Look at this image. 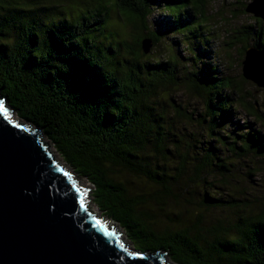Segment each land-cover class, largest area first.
<instances>
[{
  "label": "trees",
  "instance_id": "obj_1",
  "mask_svg": "<svg viewBox=\"0 0 264 264\" xmlns=\"http://www.w3.org/2000/svg\"><path fill=\"white\" fill-rule=\"evenodd\" d=\"M206 3L0 0V95L91 184L133 248L173 264H264V194L250 184L264 110L242 74H218L204 46L193 48L208 43ZM152 7L171 26L153 29ZM112 14L123 31L110 28ZM255 24L231 34L243 57L248 46L264 55ZM172 32L189 56L143 51L144 37L156 45Z\"/></svg>",
  "mask_w": 264,
  "mask_h": 264
},
{
  "label": "water",
  "instance_id": "obj_2",
  "mask_svg": "<svg viewBox=\"0 0 264 264\" xmlns=\"http://www.w3.org/2000/svg\"><path fill=\"white\" fill-rule=\"evenodd\" d=\"M244 10L264 20V0H250ZM141 44L147 52L152 39ZM241 74L264 88L257 47L245 49ZM64 165L40 129L0 95V264H173L161 252L133 248Z\"/></svg>",
  "mask_w": 264,
  "mask_h": 264
},
{
  "label": "rangeland",
  "instance_id": "obj_3",
  "mask_svg": "<svg viewBox=\"0 0 264 264\" xmlns=\"http://www.w3.org/2000/svg\"><path fill=\"white\" fill-rule=\"evenodd\" d=\"M250 0H207L205 10L206 14L208 16V20L201 23V26H199L200 30L205 32L208 37V43L203 44L195 43L197 41H194L193 48H198L204 46V49L206 50V54L209 56H205L207 59L206 62L213 63L216 65V71L221 73L222 75L230 76L232 79H239L241 76V61L243 56L240 55L241 47L243 46V43H236L231 36L233 31H236L238 27L241 25H254L255 18L251 13H248L244 10L245 5ZM155 5V3H154ZM157 6V4H156ZM150 21L149 24L153 29L160 30L163 26L169 27L171 26V23H167V16L164 12L160 11L157 7H152L151 14L149 15ZM110 28L115 30H121L123 31V28L119 26V24L116 22V15L112 14L110 16ZM169 20V19H168ZM261 20L262 29H264V20ZM176 32H172L170 36H165L161 39L159 43L156 45H152L150 49L152 48V55L155 57L163 58L169 55L170 50L175 51L179 57L182 59L184 57L189 56V52L185 48L184 44H181L180 41H178V34L175 35ZM249 41V40H248ZM178 42V43H177ZM229 43L227 45V43ZM232 42V43H231ZM251 43V41H249ZM173 47V50L172 48ZM211 48V51H209ZM214 52V54H213ZM198 68L205 61L202 58H199ZM198 60V59H197ZM243 87L250 90L254 95H256V99L258 101L257 106L260 107L262 110H264V88H259L255 86L252 82L247 80V83H242ZM171 96L176 100H183L184 98L187 99L188 96L185 95V93L181 92H172ZM190 104L192 106L194 105L195 101H193V98L190 96ZM239 112V113H238ZM238 113V119L242 121V119H245V114L241 111L237 110ZM258 161V165L260 169H258V173H256L252 179H251V185L260 191V194H264V158L256 159L250 157V164L256 165ZM249 164V165H250ZM261 170V171H260ZM260 171V172H259ZM75 175V174H74ZM76 176V175H75ZM77 180L79 181L80 185L85 188L86 196L91 204L92 207H94L98 212H100L97 207L95 206L91 190L92 186L87 180L83 177L78 178L76 176ZM218 212V211H215ZM101 213V212H100ZM216 213L209 212V216L213 217ZM222 213L217 214L220 215ZM104 217V216H103ZM105 219L119 232L121 233L125 238V233L123 231V228L120 227L119 224L115 223L114 221L108 219L105 217ZM127 239V238H126ZM129 242V241H128Z\"/></svg>",
  "mask_w": 264,
  "mask_h": 264
},
{
  "label": "bare ground",
  "instance_id": "obj_4",
  "mask_svg": "<svg viewBox=\"0 0 264 264\" xmlns=\"http://www.w3.org/2000/svg\"><path fill=\"white\" fill-rule=\"evenodd\" d=\"M74 63V62H73Z\"/></svg>",
  "mask_w": 264,
  "mask_h": 264
}]
</instances>
